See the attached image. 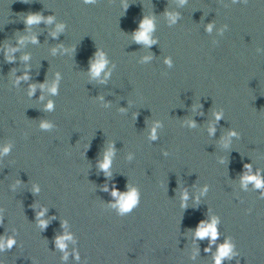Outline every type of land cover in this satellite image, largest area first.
<instances>
[{
    "label": "clouds",
    "instance_id": "1",
    "mask_svg": "<svg viewBox=\"0 0 264 264\" xmlns=\"http://www.w3.org/2000/svg\"><path fill=\"white\" fill-rule=\"evenodd\" d=\"M96 0H85V3H95ZM185 0H181V3H184ZM42 19L41 16L39 15H31L29 16L28 20H27V23L29 25L31 24H34V23H39L40 20ZM52 17H49L48 18V22L51 23L52 22ZM169 19L170 21L172 22H175V19H176V15L175 14H169ZM63 26H59L58 30L60 28H62ZM141 31L137 32L135 34V39L137 40V42H145V43H151V41H149V36H148V33L153 29V22L150 20V19H147L145 18L141 24ZM209 30H211V26H209ZM32 42L33 43H36V39L35 37H32ZM23 39L20 41V43H23ZM10 52H13L15 51V49H10L9 50ZM9 59H11V57H9ZM24 60H28L29 57L28 56H24L23 57ZM145 59H148L147 57ZM107 61L104 57V54L103 53H99L98 56H97V59H96V62L92 65V68H91V73L94 77H98L101 73V71L105 68V65H106ZM166 63H168L169 65L171 64V61L170 60H167ZM23 79H27V76H24L22 77ZM57 79H59V76H57ZM34 91V86H33V89ZM51 91L53 93L56 92V87L53 86V88L51 89ZM31 94V92L29 93ZM53 108V104L50 102L48 105H47V109L48 110H51ZM221 117V114L220 113H217L216 114V119L219 120ZM190 126L191 127H195V124L192 123V122H189ZM41 127L43 129H50L52 127L51 124L49 123H43L41 125ZM160 127V125L157 123L155 125V127L153 128V131H152V134H151V139H156V133H155V128H158ZM215 129L214 128H210L209 129V132L210 134L214 133ZM237 133L235 131L233 132H230L229 133V136H236ZM9 151V147H5L3 149V153H7ZM113 156V150L112 149H109L106 153H105V157H104V160L100 163V167L101 169L107 171L110 167V164H111V158ZM131 158V157H129ZM254 181L255 185L257 187H264V184H262L261 182V179L259 178V176H247L245 178V183H247V181ZM36 192L39 191V188H35L34 189ZM207 189H205L206 191ZM113 195H117V193L113 192ZM187 193L184 194L183 196V199L184 200H187ZM137 193L135 191H132L130 194H128L127 196H122L120 197V203H119V207H120V213L121 214H124L126 212H130L136 205H137ZM44 213L41 212L39 214V216H43ZM39 218V217H38ZM216 220L213 219L212 221V224H209L207 226L204 225L203 222H201L200 226H199V229L198 231L196 232V236L198 238H204V237H208L210 236L213 240L216 239L217 237V231L215 229V227L213 225L216 224ZM47 224V221H43L41 220L40 221V226L43 228L45 227ZM70 237L68 236H64L62 238H60L57 243L59 245V247L61 249L64 248V240L66 239H69ZM15 244V240L12 239V238H9L7 239L6 241H0V250H3L4 248H12L13 245ZM232 253H231V247L230 245H224L222 247L219 248V254L215 257V264H221V260L225 257H228L230 256ZM67 258V253H65V256H64V259Z\"/></svg>",
    "mask_w": 264,
    "mask_h": 264
}]
</instances>
